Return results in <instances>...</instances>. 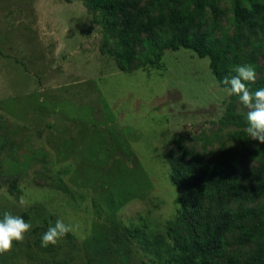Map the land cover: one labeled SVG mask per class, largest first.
<instances>
[{"label":"rangeland","instance_id":"rangeland-1","mask_svg":"<svg viewBox=\"0 0 264 264\" xmlns=\"http://www.w3.org/2000/svg\"><path fill=\"white\" fill-rule=\"evenodd\" d=\"M227 12L217 39L232 33ZM102 37L83 0H0V115L10 128L24 126L10 137L25 144L17 149L25 168L21 193L11 194L0 179V212H28L32 225L0 264H159L143 237L159 235L171 246L188 232V221L200 226L209 207L183 217L173 165L264 163V143L245 131L247 109L220 85L208 56L169 49L160 65L134 62L125 71L102 52ZM263 65L259 55L257 78ZM8 151L0 150L3 174L15 170ZM229 206L248 211L246 224H253L264 198L241 204L233 194ZM50 213L78 225L73 241L65 236L41 247ZM136 227L141 239L130 232ZM242 231L238 225L227 234L218 264H246L256 244H238Z\"/></svg>","mask_w":264,"mask_h":264},{"label":"trees","instance_id":"trees-1","mask_svg":"<svg viewBox=\"0 0 264 264\" xmlns=\"http://www.w3.org/2000/svg\"><path fill=\"white\" fill-rule=\"evenodd\" d=\"M83 1L93 12V20L102 26V52L110 55L125 71L134 62L142 66H158L166 50L184 47L203 57L208 56L213 74L226 88L223 78L235 75L234 67L255 65L259 55H264V0ZM228 10L232 13V33L225 32L217 39L215 34L220 28V18L227 16ZM248 87L253 92L264 88V76ZM230 115L243 119L240 112H230ZM0 128H4L0 133V150L9 149L8 156L15 164L14 171L3 174L0 163V179H4L1 184L6 185L11 194L18 195L21 193V173L25 168L17 149L23 146L24 140L11 139L10 133L18 134L24 126L10 128L0 115ZM258 153H264V150ZM44 177L50 183L48 175L44 174ZM171 179L179 193L183 217L191 219L193 207L196 211H202L205 204L209 207L204 221L197 223L200 226L188 221V232L171 246L159 235L149 241L142 236L140 228L130 230L135 237H143L144 249L154 254L159 264H218L214 257L222 252L227 245V234L238 225H243L242 233L237 236L238 244H256L246 264H264V211L255 213L259 215L257 222L246 224L248 211L229 206L233 194L241 204L264 198V163L248 168L239 166L233 159L217 165L194 161L188 167L173 165ZM3 213L0 212V219ZM29 217L28 212L23 213L24 220ZM44 220L43 233L57 219L50 213ZM66 236L73 241L72 233Z\"/></svg>","mask_w":264,"mask_h":264},{"label":"clouds","instance_id":"clouds-1","mask_svg":"<svg viewBox=\"0 0 264 264\" xmlns=\"http://www.w3.org/2000/svg\"><path fill=\"white\" fill-rule=\"evenodd\" d=\"M232 71L236 74L225 76L222 83L226 86L228 94L238 96L240 103L247 109L248 127L245 131L248 137L264 143V88L254 92L249 89L248 84H254L257 80L256 70L251 64L237 65ZM19 204L21 207H27L29 201L21 195ZM31 227L23 217L5 211L0 219V255L10 252L14 241L23 242ZM77 229L78 225L66 224L63 219H57L55 224L50 225L42 234L41 247L55 246L67 234L75 233Z\"/></svg>","mask_w":264,"mask_h":264}]
</instances>
